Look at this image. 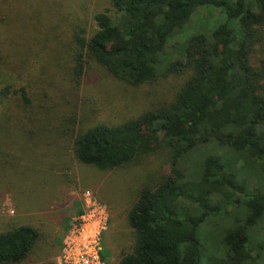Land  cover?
<instances>
[{"label":"trees","instance_id":"obj_1","mask_svg":"<svg viewBox=\"0 0 264 264\" xmlns=\"http://www.w3.org/2000/svg\"><path fill=\"white\" fill-rule=\"evenodd\" d=\"M5 1L0 0V28L9 25L1 10ZM109 4L111 14L93 17L89 37L83 29L66 37L76 85L90 64L134 87L159 76L186 75L170 97L134 118L74 134L70 128L75 161L99 171L156 151L167 163V173L142 182L126 212L132 246L117 264H200L203 252L206 264H264V56L258 55L264 0ZM204 8L223 14L224 22L178 40ZM7 40L0 32V68L28 72L33 49L25 39L9 46ZM19 60V69L11 68ZM80 211L76 207L74 213ZM210 218L225 224L205 239L204 251L198 232ZM39 241L29 226L0 232V264L23 262ZM101 259L105 262L102 252Z\"/></svg>","mask_w":264,"mask_h":264},{"label":"rangeland","instance_id":"obj_2","mask_svg":"<svg viewBox=\"0 0 264 264\" xmlns=\"http://www.w3.org/2000/svg\"><path fill=\"white\" fill-rule=\"evenodd\" d=\"M109 1L6 0L1 9L9 24L0 28L8 36L6 45L25 39L33 49L26 59L28 72L0 68V92L6 88L4 96L0 94V232L24 225L40 234V241L19 264H57L63 237L85 191L106 208L102 254L106 264H117L119 255L131 250L125 215L140 185L168 172L159 151L110 171L80 164L72 156V131L134 118L170 97L186 77L159 76L151 84L134 87L90 64L76 85L69 71L66 37L77 29L89 37L95 31L93 17L103 11L111 14ZM203 11L191 18L178 40L208 33L225 20L223 14L215 16L217 10ZM229 27L233 32L238 29L236 22ZM45 31L52 35L44 36ZM258 55L264 56V26ZM16 61L11 68L19 69L20 60ZM224 224L210 218L201 225L198 238L204 251L205 239ZM204 254L200 264H206Z\"/></svg>","mask_w":264,"mask_h":264},{"label":"built area","instance_id":"obj_3","mask_svg":"<svg viewBox=\"0 0 264 264\" xmlns=\"http://www.w3.org/2000/svg\"><path fill=\"white\" fill-rule=\"evenodd\" d=\"M107 211L85 191L81 193V211L68 224L57 264H105L101 259V234L106 228Z\"/></svg>","mask_w":264,"mask_h":264}]
</instances>
